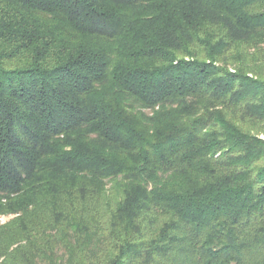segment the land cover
Wrapping results in <instances>:
<instances>
[{"label": "trees", "instance_id": "16d2710c", "mask_svg": "<svg viewBox=\"0 0 264 264\" xmlns=\"http://www.w3.org/2000/svg\"><path fill=\"white\" fill-rule=\"evenodd\" d=\"M243 44L264 65V0H0V257L264 264Z\"/></svg>", "mask_w": 264, "mask_h": 264}, {"label": "rangeland", "instance_id": "374dc122", "mask_svg": "<svg viewBox=\"0 0 264 264\" xmlns=\"http://www.w3.org/2000/svg\"><path fill=\"white\" fill-rule=\"evenodd\" d=\"M248 51H249V46H247L246 44L239 45L235 48L234 53L229 56V59H228L229 64L228 65H226V64H222V65L218 64V65H220L221 68H223L227 71L234 72L238 68L239 65L244 64V66H245L247 63L252 62L250 65L252 67L251 71H252V74L254 75V77L264 79V67H263L264 65L261 63H255V60H257V58L253 57L254 59H252V60L246 59ZM251 53H253V52H251ZM261 137L264 138L263 135ZM17 217H18V215H9V216H5V217H1L0 223H2V224L11 223L13 221H16L15 219H17ZM23 244H17V243L13 244L14 252L12 251V253L9 255L2 254L3 258L0 257V264H10V262L6 261V259H10L11 257H18V255L20 257L22 254L29 252L30 250L28 248H26L27 245H23ZM13 248H11L10 251ZM0 253H2V250ZM22 262H24V261H22ZM36 263H37V261L32 262V264H36ZM22 264H26V263H22ZM39 264H45V263L40 262Z\"/></svg>", "mask_w": 264, "mask_h": 264}]
</instances>
